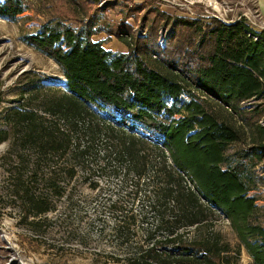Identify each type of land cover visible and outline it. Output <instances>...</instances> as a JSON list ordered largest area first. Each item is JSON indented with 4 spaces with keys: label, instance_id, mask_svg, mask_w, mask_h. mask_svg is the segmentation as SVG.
I'll use <instances>...</instances> for the list:
<instances>
[{
    "label": "trees",
    "instance_id": "1",
    "mask_svg": "<svg viewBox=\"0 0 264 264\" xmlns=\"http://www.w3.org/2000/svg\"><path fill=\"white\" fill-rule=\"evenodd\" d=\"M142 3L135 2L139 8ZM27 9L25 0H0L2 19L14 20ZM119 23L122 39L126 24ZM176 23L196 35L194 43L173 34L159 48L152 32L133 47L124 40L128 52H112L91 38L103 30L74 27L59 17L21 35L64 78L40 108L54 117L52 123L24 105L6 110L12 130H0V142L9 140L8 156L14 148L21 151L8 162L10 195L21 201L20 222L32 218L28 223L38 225L54 198H67V209L78 205L73 180L79 173L85 180L95 166L111 167L114 177L122 173L121 185H135L134 196L143 191L153 215L143 239H135L127 228L135 215L118 218L122 203L109 199L117 213L111 230L121 247L117 263H229L222 256L229 246L210 230L211 216L220 213L250 256L247 264H264L260 206L249 194L261 179L255 168L264 162V29L243 17L226 23L181 14ZM249 101L261 103L247 109ZM244 133L248 146L228 152ZM98 181L89 187L100 189ZM201 226L210 233H196ZM191 228L197 235L188 234Z\"/></svg>",
    "mask_w": 264,
    "mask_h": 264
},
{
    "label": "rangeland",
    "instance_id": "2",
    "mask_svg": "<svg viewBox=\"0 0 264 264\" xmlns=\"http://www.w3.org/2000/svg\"><path fill=\"white\" fill-rule=\"evenodd\" d=\"M136 1H142L141 8ZM264 1V0H262ZM28 9L14 20L0 18V130H12L5 114L13 106L24 105L37 110L38 115L53 122V116L45 114L40 108L44 96H54L53 88L60 87L63 75L58 65L51 59L37 52L21 40V35L38 30L46 20L59 17L74 27L89 25L88 28L97 31L91 38L100 41L104 48L112 52H128L130 43L133 47L135 40L147 38L149 33L155 32L157 46L163 48L177 34L181 43L195 42L196 35L186 33L183 27L176 26V16L185 14L190 17L231 22L241 17L248 24L255 21L264 29V17L257 10L255 0H25ZM153 7L157 9L154 10ZM163 10V11H162ZM166 12V13H165ZM153 18V19H152ZM119 22L126 24L117 36ZM123 25V24H122ZM107 28V29H103ZM150 29L152 31H150ZM181 30L185 33L181 34ZM182 31V32H184ZM112 32L114 34H110ZM180 33V36H179ZM185 35L189 38H186ZM152 58L159 57L151 50H147ZM37 86V92L22 94L31 86ZM204 98V95H200ZM260 101H249V109ZM210 102L212 109L216 108ZM229 121L240 130L241 122L229 117ZM48 122V123H49ZM264 125V120L259 121ZM49 123V124H50ZM243 134V133H242ZM249 137L244 133L242 138L229 145L228 152L237 148L247 147ZM9 140L0 142V264L15 258L22 264H119L114 258L120 254V245L111 234L116 214L118 218L124 214L135 215V221L130 222L128 230L135 239L142 238L147 226L153 223V215L148 207L143 191H137L134 196L135 185L131 181L121 185L119 175H113L111 167L99 168L95 166L89 179H83L79 173L73 180L76 191L80 194L78 205L67 209V198L51 202L53 209L49 211L38 225H31L28 221L20 222V200L10 195L7 179V166L11 159L21 151L14 148V155L8 156ZM10 159V160H9ZM264 162L255 168L261 178L255 189L249 194L256 196V204L260 206V221L264 225ZM99 180L100 189H91L90 182ZM143 179H141V184ZM143 188V187H141ZM118 197L122 203V212L116 214L108 207L109 199ZM210 228L219 236L223 244L229 246L227 256L229 263L220 259L216 264H247L250 256L220 213H215ZM188 234L193 235L194 229ZM206 226H201L196 232L201 236L210 233ZM3 231V233L1 232ZM3 240L10 241L12 249L5 247ZM128 234V233H127ZM187 235V234H186ZM185 235V236H186ZM197 235V234H194ZM141 239V240H142ZM14 264V263H10Z\"/></svg>",
    "mask_w": 264,
    "mask_h": 264
},
{
    "label": "built area",
    "instance_id": "3",
    "mask_svg": "<svg viewBox=\"0 0 264 264\" xmlns=\"http://www.w3.org/2000/svg\"><path fill=\"white\" fill-rule=\"evenodd\" d=\"M250 26H257V27H259V28H262L263 26H259L255 21H250V24H249ZM2 233H3V231H1ZM2 233H1V239L3 240V236H2ZM4 241V240H3ZM4 243H5V247L7 248V249H12L13 247L11 246V243H10V241H8V240H6V241H4ZM16 261H17V259H15V258H10L9 259V262H7V263H5V264H10V263H14V264H17L16 263Z\"/></svg>",
    "mask_w": 264,
    "mask_h": 264
},
{
    "label": "crops",
    "instance_id": "4",
    "mask_svg": "<svg viewBox=\"0 0 264 264\" xmlns=\"http://www.w3.org/2000/svg\"><path fill=\"white\" fill-rule=\"evenodd\" d=\"M257 5V10L260 12V15L264 17V1L262 0H255Z\"/></svg>",
    "mask_w": 264,
    "mask_h": 264
},
{
    "label": "bare ground",
    "instance_id": "5",
    "mask_svg": "<svg viewBox=\"0 0 264 264\" xmlns=\"http://www.w3.org/2000/svg\"><path fill=\"white\" fill-rule=\"evenodd\" d=\"M16 263H17V264H22V262H20V261H19V262H18V261H16Z\"/></svg>",
    "mask_w": 264,
    "mask_h": 264
}]
</instances>
